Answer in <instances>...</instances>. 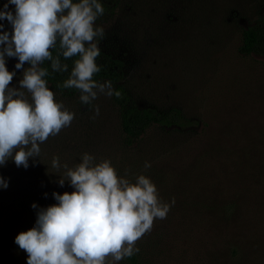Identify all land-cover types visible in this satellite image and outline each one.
Returning <instances> with one entry per match:
<instances>
[{"label":"rangeland","instance_id":"rangeland-1","mask_svg":"<svg viewBox=\"0 0 264 264\" xmlns=\"http://www.w3.org/2000/svg\"><path fill=\"white\" fill-rule=\"evenodd\" d=\"M5 3L0 0V10ZM262 17L264 0L111 3L95 22L104 29L97 41L101 51L123 61L121 85L131 103L160 112L174 108L185 125H150L128 140L111 97L92 102L99 106L95 115L80 94L63 96L49 88L74 119L40 145L39 157L30 158L26 169L9 160L0 166L8 183L0 188L2 264H27V253L14 242L34 227L15 206L21 186L43 195L54 182L58 194L72 192L68 181L63 187L57 182L63 167L57 171L51 162L59 157L61 165L73 167L84 153L97 163L110 160L130 181L145 175L171 205L167 217L156 219L137 241L136 264H264V56L238 52L240 30ZM0 24L11 33L6 19ZM5 60L16 72L10 87H18V60ZM37 161L43 172L35 170ZM109 264L132 262L109 258Z\"/></svg>","mask_w":264,"mask_h":264},{"label":"clouds","instance_id":"clouds-1","mask_svg":"<svg viewBox=\"0 0 264 264\" xmlns=\"http://www.w3.org/2000/svg\"><path fill=\"white\" fill-rule=\"evenodd\" d=\"M103 14L99 0H7L3 5L0 21L9 22L11 33L0 24V166L12 159L26 169L30 158L39 157L40 145L74 119L49 90L44 79L49 72L41 66L45 61H50L53 72H66L68 65L61 57L75 58L61 86L77 89L83 105H92L99 95H120L111 81L93 79L100 72L97 38L104 35L95 22ZM5 57L18 60L15 68L22 70L18 87H10L16 72L6 68ZM92 108L99 115V106ZM51 166L57 171L63 167L57 182L63 187L68 181L74 190L53 192L57 203L40 208L34 227L15 237L27 253V264H109V258L112 262L130 258L139 252L137 241L170 210L150 178L141 174L133 182L120 177L108 159L97 163L84 153L73 167L61 165L59 157H53ZM145 167L150 165L146 162ZM7 187L0 177V188Z\"/></svg>","mask_w":264,"mask_h":264},{"label":"trees","instance_id":"trees-1","mask_svg":"<svg viewBox=\"0 0 264 264\" xmlns=\"http://www.w3.org/2000/svg\"><path fill=\"white\" fill-rule=\"evenodd\" d=\"M114 1L115 0H99L104 10H106ZM51 51L53 56H55L59 51L58 45L57 48H54ZM238 52L242 55L255 54L264 56V17L260 18L252 25L240 30ZM74 59L75 58L65 60L61 57V62L68 65V71L66 72H53L50 66V61H45L44 64L41 65L42 67L47 68L49 72V75L44 77L47 81V86L63 96H75L80 94L75 88L65 89L61 86L71 72ZM96 63L100 67V72L95 74L93 79L97 82L111 81L114 85V91L120 93L119 96L112 95L111 101L119 109V128L120 132L126 137V139L131 140L139 137L150 125H158L162 127L173 126L177 128H181L185 125L186 121L174 108H171L166 112H160L151 107L138 108L131 103L128 91L121 85L124 78V63L121 59L100 50V55L97 57ZM9 161L13 160L9 159ZM38 161L35 166H39ZM42 163L43 165L46 164L45 162ZM35 170L43 172L44 169L39 166L36 167ZM50 173L53 174L54 172ZM31 188L32 187L29 185L21 186V194L14 199L16 201L15 206L18 208L19 214H21L19 216L25 218L30 227L35 225L37 211L40 208H46L47 206L57 203L53 198L52 193H57L61 190L53 189L54 182L49 184L48 191L43 195L33 194ZM33 203L37 205L36 209L31 207ZM128 259H130L132 264H136L134 255ZM3 260L2 252L0 251V264H2Z\"/></svg>","mask_w":264,"mask_h":264}]
</instances>
